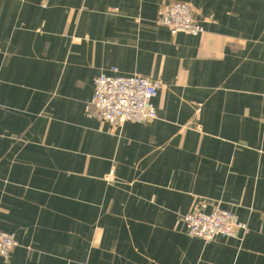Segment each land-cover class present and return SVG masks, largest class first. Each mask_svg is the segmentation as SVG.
I'll list each match as a JSON object with an SVG mask.
<instances>
[{"label": "crops", "instance_id": "obj_1", "mask_svg": "<svg viewBox=\"0 0 264 264\" xmlns=\"http://www.w3.org/2000/svg\"><path fill=\"white\" fill-rule=\"evenodd\" d=\"M114 70L160 82L157 120L91 116ZM216 207L247 230L190 237ZM0 232V264H264V0H0Z\"/></svg>", "mask_w": 264, "mask_h": 264}, {"label": "built area", "instance_id": "obj_2", "mask_svg": "<svg viewBox=\"0 0 264 264\" xmlns=\"http://www.w3.org/2000/svg\"><path fill=\"white\" fill-rule=\"evenodd\" d=\"M195 10L187 3L173 2L160 9L157 24L168 28L173 35L199 36L204 28L195 18ZM102 74L95 80L94 96L89 103L91 116L115 126L126 123L147 124L158 119L154 100L160 82L142 76L123 77ZM188 235L206 243L217 239H234L239 231L247 230L238 216L216 207L210 213L194 210L181 217ZM18 246L13 234L0 232V257L9 259Z\"/></svg>", "mask_w": 264, "mask_h": 264}]
</instances>
